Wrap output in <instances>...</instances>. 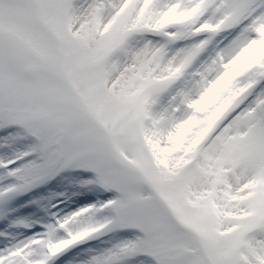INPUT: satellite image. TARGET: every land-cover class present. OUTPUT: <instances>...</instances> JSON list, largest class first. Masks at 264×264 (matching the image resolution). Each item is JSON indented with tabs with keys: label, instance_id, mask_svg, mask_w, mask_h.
<instances>
[{
	"label": "snow or ice",
	"instance_id": "6c2138e0",
	"mask_svg": "<svg viewBox=\"0 0 264 264\" xmlns=\"http://www.w3.org/2000/svg\"><path fill=\"white\" fill-rule=\"evenodd\" d=\"M0 264H264V0H0Z\"/></svg>",
	"mask_w": 264,
	"mask_h": 264
}]
</instances>
